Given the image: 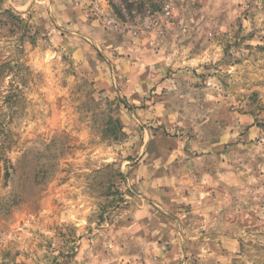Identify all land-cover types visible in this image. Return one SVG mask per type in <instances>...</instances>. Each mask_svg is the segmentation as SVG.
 Returning a JSON list of instances; mask_svg holds the SVG:
<instances>
[{
  "label": "rangeland",
  "instance_id": "374dc122",
  "mask_svg": "<svg viewBox=\"0 0 264 264\" xmlns=\"http://www.w3.org/2000/svg\"><path fill=\"white\" fill-rule=\"evenodd\" d=\"M157 132L186 154L153 195L151 228L191 237L173 264L206 236L214 264H264V0H0V264H91L99 235L141 232Z\"/></svg>",
  "mask_w": 264,
  "mask_h": 264
},
{
  "label": "crops",
  "instance_id": "0c3cea01",
  "mask_svg": "<svg viewBox=\"0 0 264 264\" xmlns=\"http://www.w3.org/2000/svg\"><path fill=\"white\" fill-rule=\"evenodd\" d=\"M150 110V121L152 117L156 120L154 117L157 113H152V110H156V107ZM164 111L165 109L161 111L162 114ZM149 112L150 111L147 113ZM162 114L161 116H163ZM167 142L165 137L158 135V132L156 134H147L143 136V147L141 149H144V152L139 154V158L142 156L141 161H144V159H146V161L139 166L134 182L138 184L140 191H143L144 201L141 205L132 207L135 210V216H133L135 218L131 224V227H134V225L141 226L143 230L131 235L125 232V222L121 221L115 232H107L106 234L99 235L100 238L103 236L102 238L109 242L108 249H105L107 254L106 260H101V252H103V250L97 247H92L86 251L82 249L79 253V259L83 258L87 260V258H90L89 261L91 264H173L175 261L174 258H180V254L185 253L184 250L186 251V248L184 246V240L187 238L189 240L191 237H187V229L184 227L185 223L183 224L182 222L183 227L182 225H178L183 217L176 221L170 218L171 220L173 219L175 225L174 235L171 234L165 237L160 229H154L150 226L152 219L158 218L157 214H159V210L161 211L164 208V206L159 205L157 201H155L153 195L156 193L162 194L164 191H174L179 194L182 185L186 182V175L181 171L179 166L180 157H185L186 154L182 153L183 151L180 150L182 146L180 147L179 145L176 147L178 145L176 140L171 141L172 145H174L171 150L165 148ZM150 148H152L151 151L148 150ZM176 159L177 165H175V167H177V169H174L172 163ZM170 202L172 201L170 200ZM170 202H166L167 206L165 208L168 210H170L169 208L172 204ZM178 202L179 201H176L175 206L179 204ZM203 238L207 241V246H203V244L198 242L195 243L196 246H203L200 249L202 250V254H198V256L202 257L199 264H214L211 262V257L215 254L226 256V252H223L221 249L216 252L215 248L210 247V243H208L210 241L209 236ZM129 239L133 240L130 246L126 243ZM178 240L181 249H179L177 254H174V246L178 243ZM134 242H136V245ZM231 245V243L226 241L223 243V248L227 250L226 248ZM179 264H187L186 259L184 258Z\"/></svg>",
  "mask_w": 264,
  "mask_h": 264
},
{
  "label": "trees",
  "instance_id": "16d2710c",
  "mask_svg": "<svg viewBox=\"0 0 264 264\" xmlns=\"http://www.w3.org/2000/svg\"><path fill=\"white\" fill-rule=\"evenodd\" d=\"M3 13H4V14H11V12H10L9 10H2L1 15H2ZM111 121H112V119H111ZM109 122H110V121H109ZM117 129L120 130V126H119V123H118L117 121L114 120L113 131H117Z\"/></svg>",
  "mask_w": 264,
  "mask_h": 264
}]
</instances>
